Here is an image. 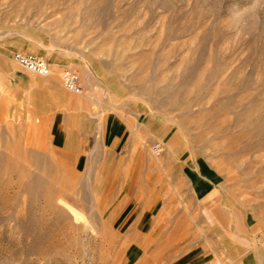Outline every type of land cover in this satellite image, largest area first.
Returning a JSON list of instances; mask_svg holds the SVG:
<instances>
[{
    "label": "rangeland",
    "instance_id": "1",
    "mask_svg": "<svg viewBox=\"0 0 264 264\" xmlns=\"http://www.w3.org/2000/svg\"><path fill=\"white\" fill-rule=\"evenodd\" d=\"M16 53L46 59L50 76L16 64ZM8 69L53 86L60 106L46 115L76 120L68 150L54 148L34 109L11 98ZM63 69L78 75L82 94L64 89ZM115 116L142 169L130 196L152 199L144 208L161 219L145 239L155 252L125 235L131 221L107 218L100 126ZM166 137L182 156H164ZM90 153L98 156L86 164ZM182 158L193 189L167 168ZM213 173L222 211L258 215L246 244L264 257V0H0V264H170L181 255L173 229L194 244L212 238L193 190Z\"/></svg>",
    "mask_w": 264,
    "mask_h": 264
},
{
    "label": "crops",
    "instance_id": "2",
    "mask_svg": "<svg viewBox=\"0 0 264 264\" xmlns=\"http://www.w3.org/2000/svg\"><path fill=\"white\" fill-rule=\"evenodd\" d=\"M11 84V98L21 100L22 106L34 109V113L41 118V124L46 125V132L50 139L51 145L61 151L68 150L71 146L70 140L74 138L71 135L74 130L69 124L76 122L67 116L63 120H59L58 116L51 110L50 115H46L45 109H54L60 105L52 96L53 86L48 85L33 76L20 70L8 69L6 71ZM48 78V77H47ZM11 99V100H12ZM13 101V100H12ZM116 124L113 121L109 124L107 118L104 119L102 126V172L104 173V187L107 189L106 195L112 198L106 212L109 220L115 219L122 221H131L126 227L124 233L132 236L135 243L134 246L138 251L155 252V245L151 246L145 243L146 237L153 235V227L157 226V212L152 214L146 207L149 202H137L138 192L133 191V197L130 196L128 189L137 188L140 183L139 173L142 171L140 164L136 161V150L129 148L131 134L127 125L118 117ZM150 129V128H148ZM151 130V129H150ZM156 131V130H154ZM86 139L89 135L86 134ZM168 146L164 145V156L171 159V156H182L185 150L174 147L177 140L176 137L163 138ZM163 143V142H162ZM165 143V144H166ZM96 153H90L86 156L85 162L88 164ZM128 156H132V162ZM81 160V159H80ZM173 160V159H172ZM170 161L167 165L168 170L180 179L182 185L186 188L191 185V180L187 174L188 159H180V162ZM209 170V169H208ZM211 171V170H209ZM215 179L209 182L205 190L193 193L195 199L200 205L199 219L201 221L202 231L212 236L211 239H202V242L194 244L193 236L187 231L178 233L173 229L168 234L172 236V244L175 248L180 247L181 255L175 257L170 264H206L213 258L224 255L229 264H264V257L261 253H249L247 250V235L259 228V217L249 207L243 210V207L232 208L229 211H222V203L216 194V175ZM109 203V202H108ZM237 204V202H235ZM180 219V217H175ZM156 223V224H155ZM198 235V234H197ZM181 236V241L178 237ZM205 236V233H203ZM178 241H180L178 243ZM222 241L224 245H222ZM207 242V243H206ZM137 252V251H136ZM137 253L134 252V257Z\"/></svg>",
    "mask_w": 264,
    "mask_h": 264
},
{
    "label": "built area",
    "instance_id": "3",
    "mask_svg": "<svg viewBox=\"0 0 264 264\" xmlns=\"http://www.w3.org/2000/svg\"><path fill=\"white\" fill-rule=\"evenodd\" d=\"M13 61L37 77L47 78L51 74L48 61L42 57L16 53L13 55ZM60 81L67 91L77 95L82 94L83 90L79 84L78 75L74 71L63 69L60 75ZM160 153L161 147L158 143H155L152 146V154L158 156ZM260 239L264 251V235H262Z\"/></svg>",
    "mask_w": 264,
    "mask_h": 264
},
{
    "label": "bare ground",
    "instance_id": "4",
    "mask_svg": "<svg viewBox=\"0 0 264 264\" xmlns=\"http://www.w3.org/2000/svg\"><path fill=\"white\" fill-rule=\"evenodd\" d=\"M67 206H68L69 210H70L71 212H73V209L71 208V206H69V205H67ZM74 212H75V211H74ZM74 212H73V213H74ZM74 214L76 215L77 212H75Z\"/></svg>",
    "mask_w": 264,
    "mask_h": 264
}]
</instances>
